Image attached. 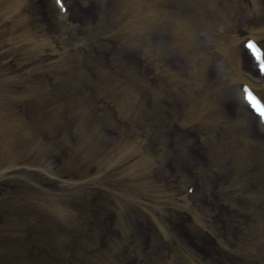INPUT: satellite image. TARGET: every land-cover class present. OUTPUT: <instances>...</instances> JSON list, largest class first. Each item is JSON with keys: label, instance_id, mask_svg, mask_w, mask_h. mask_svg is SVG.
<instances>
[{"label": "rangeland", "instance_id": "374dc122", "mask_svg": "<svg viewBox=\"0 0 264 264\" xmlns=\"http://www.w3.org/2000/svg\"><path fill=\"white\" fill-rule=\"evenodd\" d=\"M65 1L0 0V200L30 193L37 212L28 233L0 214V264H110V250L115 264H256L264 142H239L221 112L239 89L230 54L262 26L252 4L164 0L137 40L123 0ZM141 215L167 233L156 253L124 226Z\"/></svg>", "mask_w": 264, "mask_h": 264}, {"label": "bare ground", "instance_id": "6f19581e", "mask_svg": "<svg viewBox=\"0 0 264 264\" xmlns=\"http://www.w3.org/2000/svg\"><path fill=\"white\" fill-rule=\"evenodd\" d=\"M125 3V28L127 32L136 33L137 40L141 39L142 31L148 32L150 25V18L152 13H157L158 8L162 5V0H123ZM240 0H233L235 3H239ZM174 6L180 8L181 0L175 1ZM64 5H66V11L71 10L73 7L68 6L67 1L64 0ZM145 19V21H144ZM159 26V25H158ZM259 37V35L257 34ZM242 54L246 57V51L243 50ZM248 57V55H247ZM249 63H247V72L251 74H257L256 70H253L251 67V59L248 57ZM237 63V60H234ZM243 62V61H242ZM239 77V76H238ZM263 77V76H262ZM239 79H244L240 76ZM263 81L257 85L259 87L264 86V77ZM254 85V83H253ZM255 86V85H254ZM261 93V92H260ZM238 94V93H237ZM221 112L226 120V128L228 131L240 140L243 144L250 142L263 143L264 142V132L259 128V123L257 116L245 105V103L238 96H234L228 104L221 108ZM168 150L172 149L171 145H168ZM187 159L194 160L193 156L188 154ZM179 208H183L182 204H178ZM221 210V208H219ZM242 223H249V219H246ZM135 229H138V225H135ZM237 233V232H236ZM238 239V235H235ZM235 241V240H234Z\"/></svg>", "mask_w": 264, "mask_h": 264}, {"label": "snow or ice", "instance_id": "6c2138e0", "mask_svg": "<svg viewBox=\"0 0 264 264\" xmlns=\"http://www.w3.org/2000/svg\"><path fill=\"white\" fill-rule=\"evenodd\" d=\"M57 3H61V0H57ZM247 47L251 50L253 56L256 61L259 63V69L262 73H264V54L261 53L260 49L256 47V45L249 41ZM245 99L251 105L252 109L258 114L259 118L262 122H264V104L261 103L256 96L252 94L247 88H245Z\"/></svg>", "mask_w": 264, "mask_h": 264}]
</instances>
